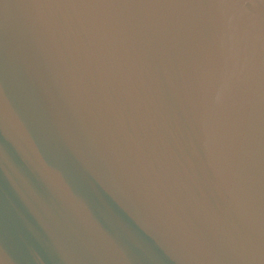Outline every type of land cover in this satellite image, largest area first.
Wrapping results in <instances>:
<instances>
[{
    "label": "water",
    "instance_id": "obj_1",
    "mask_svg": "<svg viewBox=\"0 0 264 264\" xmlns=\"http://www.w3.org/2000/svg\"><path fill=\"white\" fill-rule=\"evenodd\" d=\"M0 264H264V0H0Z\"/></svg>",
    "mask_w": 264,
    "mask_h": 264
}]
</instances>
